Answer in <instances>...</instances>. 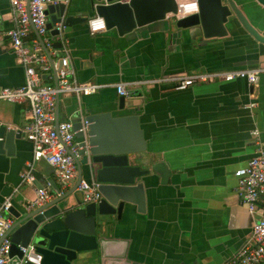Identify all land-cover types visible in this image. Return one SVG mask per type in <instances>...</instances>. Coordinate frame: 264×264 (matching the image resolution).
<instances>
[{
  "label": "crops",
  "instance_id": "obj_1",
  "mask_svg": "<svg viewBox=\"0 0 264 264\" xmlns=\"http://www.w3.org/2000/svg\"><path fill=\"white\" fill-rule=\"evenodd\" d=\"M194 1L179 0L185 4ZM237 1H247L263 12L256 0ZM85 2L76 0L68 6L77 11ZM12 11L8 0H0V88L26 82L25 68L7 34L14 26ZM238 29L192 44L158 33L159 27L143 31L141 37L133 33L119 36L106 29L98 32L100 48L92 59L76 61L74 66L69 57L81 82L114 87L124 81L133 86L138 92L134 98L140 104L137 114L147 142L146 154L166 160L173 170L168 183L162 184L154 176L147 186L144 212L135 211L118 223L117 238L125 246L126 257L135 262L226 264L251 235L256 216L237 191L235 171L247 165L257 142H264V46L243 28ZM35 38L33 30L29 43ZM52 52L57 62L59 58ZM245 68L261 69L256 84L242 78L216 79L179 90L172 83H139L172 72L219 73ZM44 75L46 83L54 84L53 70ZM106 88L86 100L116 96L113 88ZM253 102L256 107H251ZM77 104L76 96H61L60 120H68L67 113ZM28 107L27 102L0 100V123L22 129L29 120ZM32 159L33 145L26 137L17 141L14 155H0V202L12 194L14 205L20 208L37 198L38 189L22 182ZM34 173L46 183L49 200L57 197V188L65 192L76 182L64 187L45 160L35 163ZM16 187L18 194H13Z\"/></svg>",
  "mask_w": 264,
  "mask_h": 264
},
{
  "label": "water",
  "instance_id": "obj_2",
  "mask_svg": "<svg viewBox=\"0 0 264 264\" xmlns=\"http://www.w3.org/2000/svg\"><path fill=\"white\" fill-rule=\"evenodd\" d=\"M196 1L198 12L181 18L169 16L178 13L179 0H86L77 11L65 4L49 5L46 14L51 45L34 30L52 65L55 86L58 75L52 50L59 51L58 58L60 52L67 51L74 66L76 61L92 59L93 52L100 48L99 33L91 34L89 30V21L96 16L105 19L108 32L119 36L133 33L141 37L143 31L159 27L158 33H169L173 40L184 38L192 44L238 32L241 27L264 46V0H256L263 12L247 5V1L242 4L237 0ZM174 73L177 72L166 74ZM109 88L116 91V96L95 101L86 100L88 95L77 97V107L67 113L75 130L85 126L75 136L81 149L75 156L78 172L74 185L65 192L55 186L57 197L42 204L32 205L35 199L20 208L13 203L10 208L8 213L14 222L4 236L11 240L8 264H34L22 260L21 247L29 244L42 255L40 264H140L126 257L125 246L117 238L118 223L135 211L144 212L147 186L154 176L162 184L168 183L173 170L166 160L146 154L147 142L137 114L140 104L134 98L138 92L132 85L129 96L118 94L116 87ZM56 113L57 126L61 121L60 96ZM23 137L21 129L0 123V155H14L17 141ZM83 180L99 183L100 201L83 200V193L78 190ZM31 184L43 190L46 183L34 173ZM18 191L17 187L13 189L16 194Z\"/></svg>",
  "mask_w": 264,
  "mask_h": 264
},
{
  "label": "built area",
  "instance_id": "obj_3",
  "mask_svg": "<svg viewBox=\"0 0 264 264\" xmlns=\"http://www.w3.org/2000/svg\"><path fill=\"white\" fill-rule=\"evenodd\" d=\"M13 9L14 26L7 32L18 61L25 68L26 82L22 87L0 88V100L18 104L28 103L29 120L21 129L24 136L33 144V159L28 163L22 174V182L31 184L34 180L35 163L41 160L47 161L54 168L56 177L64 187L72 186L77 178V164L75 156L81 147L75 141L79 130L74 129L73 122L60 121L56 126V106L58 96L74 95L78 98L84 95L97 93L101 89L110 87L108 84L96 82H81L77 78L76 71L71 65L68 52H60L55 67L58 75V85L46 83L43 75L52 70L46 53L39 39L29 37L35 29L37 34L44 37L48 46L49 38L46 10L49 5L65 4L68 6L71 0H9ZM198 2L179 3L178 13L170 14L178 18L198 12ZM107 29L106 21L101 16H96L89 21L91 34ZM38 37V36H37ZM57 55L59 51L53 50ZM53 54V52H52ZM261 69H241L219 73H195L166 74L158 79L139 82L146 85L155 83H172L175 89H186L196 83L223 79L231 81L236 78H247L250 84H256L259 80ZM123 96H129L130 91L126 83L112 85ZM257 103L251 104V107ZM258 132H254L257 134ZM238 179L237 191L246 204L248 211L256 216L251 235L241 247L237 255L226 264H264V142H257L255 155L248 161L245 167L235 171ZM99 183L83 180L78 190L83 193L86 203L98 202L102 194L98 189ZM16 191V190H15ZM63 192V191H62ZM15 192H13L14 194ZM51 198L47 189L38 190L37 198L31 204H42ZM13 205V195L6 197L0 203V264L9 263L11 250L10 238H4L6 232L13 225L14 219L9 210ZM22 260L34 264H40L42 255L37 252L33 244L22 246Z\"/></svg>",
  "mask_w": 264,
  "mask_h": 264
}]
</instances>
